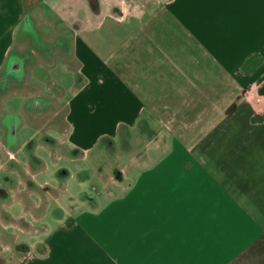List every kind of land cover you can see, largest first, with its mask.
<instances>
[{"label":"crops","instance_id":"1","mask_svg":"<svg viewBox=\"0 0 264 264\" xmlns=\"http://www.w3.org/2000/svg\"><path fill=\"white\" fill-rule=\"evenodd\" d=\"M37 1L0 0V264H264V0ZM35 13L77 63L62 152L22 116L42 105L14 49ZM103 139L143 145L88 195ZM25 219L51 225L42 250L5 242Z\"/></svg>","mask_w":264,"mask_h":264},{"label":"rangeland","instance_id":"2","mask_svg":"<svg viewBox=\"0 0 264 264\" xmlns=\"http://www.w3.org/2000/svg\"><path fill=\"white\" fill-rule=\"evenodd\" d=\"M26 5L33 9L40 6L37 0H29V3L26 2ZM36 8L34 9V12H36ZM28 17L27 29L22 30L23 33L20 32L21 34H17L15 41L17 46L14 47V49L24 52V55L26 56L30 55L28 59L26 58V62L23 64L25 65L26 71L24 85L30 89L34 88L37 90L36 92H39L38 98L42 105L40 106V112L38 115H36L35 110L34 115L31 114L25 116L22 114V116L25 119H34L36 123L40 124L39 141H41L42 145L62 152L66 150L64 149L65 143L63 141L65 129L63 119L65 106L64 93L68 91V87L71 88V86L79 82V77L75 74L77 63L70 53V48L68 46L69 36H65L64 25L59 22L57 18L55 19L54 16L48 14L38 13H35V15H29ZM37 62H40V64ZM71 68L73 70L74 78L69 84H66V86L65 81L67 80L59 79V77L63 72L70 71ZM53 72L57 76H55ZM12 81L11 82L14 86L18 84L16 79ZM2 129L3 128L0 129V132ZM55 129H58V131ZM34 144L36 145V143ZM142 145L143 144L141 143L131 144L129 142H121L118 139L116 141L103 139L89 155V171L87 172L88 180L84 182V192L88 195H97L96 191L98 193V191L101 190L102 183L89 178L92 177L94 169L98 171L104 182H111L114 178V168L123 165L122 161L118 158L121 155V152L125 151L128 153L139 149L138 146L141 147ZM24 149L26 152H29V150H32V144H25ZM15 166H13V168H15ZM63 172L66 171L63 169ZM62 173L60 177L61 182L65 180L64 175H66V173ZM26 184H28L27 187L30 188L38 187L41 191L40 195L44 202L48 201V198L54 193L51 192V190L49 191L48 184H35L32 186L34 182H30V180ZM1 193L2 192L0 191V194ZM24 193L27 195L28 190L26 189V192ZM61 209L65 210L64 206ZM45 210H48V208L42 203L40 211L38 208H35V213L42 214ZM22 223L23 226L20 233L16 234V231H10V235L3 237L6 238L5 242H10L14 249L16 246L19 248L22 246L28 251L42 250L44 240H41V238L43 237L44 231L50 228L51 225L39 221H32L30 219H25L24 222H20V224ZM1 242L3 243V241L0 240V247ZM1 257L5 259L6 256L2 255Z\"/></svg>","mask_w":264,"mask_h":264},{"label":"built area","instance_id":"3","mask_svg":"<svg viewBox=\"0 0 264 264\" xmlns=\"http://www.w3.org/2000/svg\"><path fill=\"white\" fill-rule=\"evenodd\" d=\"M252 102H253V103H257V104H259V103L262 102V99H261L260 96H256V97H254V98L252 99Z\"/></svg>","mask_w":264,"mask_h":264}]
</instances>
